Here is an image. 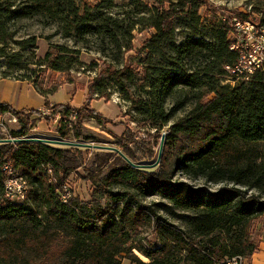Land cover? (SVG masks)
I'll return each mask as SVG.
<instances>
[{"label":"trees","instance_id":"1","mask_svg":"<svg viewBox=\"0 0 264 264\" xmlns=\"http://www.w3.org/2000/svg\"><path fill=\"white\" fill-rule=\"evenodd\" d=\"M97 1L93 7L84 0H0L2 77L28 81L45 98L58 92L60 85L44 90L37 79L12 75L26 69V51L36 55L37 38L17 39L11 21L41 16L57 24L64 39L80 44L96 37L120 53L132 51L137 27L154 31L137 55L141 72L131 64L102 71L88 86L87 99L79 108L51 105L46 100L45 107H51L53 115L61 110L68 116L76 113L75 120L57 127L60 138L96 142L85 134L83 120L114 124L93 107L95 96L110 98L106 94L109 82L117 84L130 110L142 119L132 122L143 123L157 135L178 111L175 107L167 110L166 102L179 88L196 92V102L168 129L160 165L153 171L134 168L116 153L96 154L88 167L77 148L0 144V264H121L122 258L132 264H215L235 256L250 260L258 251V244L251 240V225L264 215V162L258 163L255 151L249 148L244 149V158L238 157L234 147L236 143L264 144V67L249 82L235 87L224 83L229 76L225 66H233L238 60L228 41L231 20L203 22L200 10L207 5L206 0H154L152 5L141 0ZM117 1L122 2L124 12L107 14L116 8ZM182 16L195 34L178 44L177 22ZM204 30L209 37L201 34ZM194 51L209 59H227L215 72L209 66L193 71L184 61ZM80 54V50L52 45L37 64L68 73ZM133 87H139L145 96H132ZM5 115L15 117L20 125L19 131L10 132L12 138H29L36 123L32 118L41 117V112L17 111L2 103L0 117ZM46 121L53 123L51 118ZM136 138L126 125L118 145L132 163L139 165L152 153ZM5 161L28 182L23 201L5 196ZM103 167L106 169L101 170ZM79 169L94 188L91 200L71 195L63 203L60 194L65 181ZM179 172L228 185L209 198L203 188L174 182ZM112 188L122 190L113 192ZM253 190L256 193L250 194ZM157 193L164 194L175 208L193 214L188 222L194 237L157 225L160 244L143 245L140 227L148 217L139 199Z\"/></svg>","mask_w":264,"mask_h":264},{"label":"rangeland","instance_id":"2","mask_svg":"<svg viewBox=\"0 0 264 264\" xmlns=\"http://www.w3.org/2000/svg\"><path fill=\"white\" fill-rule=\"evenodd\" d=\"M93 7L97 6V0H84ZM145 4L152 5L154 0H141ZM207 5L202 7L200 14L203 22L209 23L214 22L219 18L231 19L233 17H242L254 22H262L264 24V0H206ZM117 6L113 10L106 11L107 14L121 15L124 12L122 2L117 1ZM247 12V15L246 13ZM246 16V17H245ZM184 17H180L177 22V43L181 44L185 39L192 34H195L194 30L189 28ZM208 23V24H209ZM10 26L12 30L17 32V39H26L30 37L37 38V50L36 55H32L28 50L25 52L27 59L26 69L21 72L13 73V76H27L31 77L32 80L37 79L38 84L44 90H47L54 86V84L60 85V89L52 97V102L56 104H67L70 99L76 95L78 90L87 89L93 80L102 71H115L120 70L124 66L131 64L136 72H141L140 59L138 58V52L142 48L144 42L151 37L154 33L153 30L136 28L133 32L134 40L132 41V51L120 53L114 47L109 44H104L101 39L96 37L87 38L85 43L77 44L73 40L64 39L60 32L59 26L55 23L48 22L41 16H36L29 19H21L17 21H11ZM209 26V25H207ZM206 37H209L208 31L204 30L201 32ZM52 45L66 46L72 50H80L81 54L78 56L76 61L68 73L55 72L46 66H39L37 62H40L45 58V55L50 51ZM54 53L55 51L52 50ZM226 56L209 59L204 55H201L199 51H194L185 61L186 68L191 70H202L206 66L212 68L213 72L217 68L222 66L226 61ZM35 70V73H32ZM140 78V75L137 76ZM106 94L110 95L107 99H94L99 101L96 105L98 112L102 113L108 120L114 122V124H102L99 125L96 120L86 118L83 120L84 132L86 135L94 138L96 142L86 141L81 142L75 140L72 137L64 140L61 139L57 134L56 129L59 126L53 122L49 125L50 132L46 135V140L52 141H65L76 144H88L93 147H68L64 145H51L57 148H77L83 152L85 163L88 167L92 166L96 154L102 152L116 153L111 149H120L119 142L126 129V125L130 126L133 132L136 133V140L140 146H143L145 150L150 154L151 157L139 162L140 166H152L158 161L160 144L163 137L168 132V129L181 117L185 116L194 106L196 102V92L190 89L179 88L176 93L166 102V109L171 110L172 108H178V111L174 114L171 122L166 126L160 135L156 133L154 129H151L143 123L132 122V120H142L138 117L135 112L130 110V103L124 99V94L120 93L119 87L115 82H109L107 86ZM148 89V88H146ZM131 95L134 97H144V92L139 87L131 88ZM28 93L24 90L23 96L25 97ZM76 101V99H74ZM38 103V100H33L32 104ZM76 103V102H75ZM85 103V102H84ZM82 107V106H81ZM10 131V129H9ZM32 132V131H30ZM130 147L132 145L130 144ZM249 148L255 151L256 161L258 163L264 162V144H244L236 143L234 149L237 151V156L244 158V149ZM163 153V152H162ZM117 154V153H116ZM258 154V155H257ZM162 157V156H161ZM161 162V160H160ZM159 164L152 168H145L141 170L153 171ZM244 164V161L241 163ZM103 167L101 170H105ZM84 171L79 169L78 173H73L66 181L71 188L72 196H78L81 200L89 202L91 200L94 188L92 184L83 179ZM174 182H188L196 188H203L206 195L210 198L211 194H216L222 188L227 187L228 183H209L203 178H194L187 175L185 172L177 173ZM231 186V185H230ZM229 186V187H230ZM244 190L243 187H240ZM122 188H112L113 192L121 191ZM256 193L255 190L250 191ZM141 204L146 207V218L145 223L140 227L141 238H144L143 245L149 247V244L158 246L159 238L156 234L157 225H165L179 232L187 234V236H193L191 226L188 222V218L192 217V213H187L180 209L175 208L162 193H157L151 196L141 197L139 199ZM232 204L236 201L233 200ZM259 218V217H258ZM255 225L253 222L252 227ZM250 230V231H251ZM135 254L144 262H149L142 254ZM123 259V258H122ZM121 259V260H122Z\"/></svg>","mask_w":264,"mask_h":264},{"label":"built area","instance_id":"3","mask_svg":"<svg viewBox=\"0 0 264 264\" xmlns=\"http://www.w3.org/2000/svg\"><path fill=\"white\" fill-rule=\"evenodd\" d=\"M244 13L247 15V12L244 11ZM223 20L226 21L227 18H223ZM230 20L232 29L228 36V41L230 42V50L238 54V60L233 66H225V70L229 76L224 83L235 87L241 82H249L254 74L264 67V24L242 17H233ZM40 112L41 118H51L58 125L71 122L76 118L74 111L69 116L66 115L65 110H61L56 115H53L51 107H45ZM17 123L18 121L15 117L0 119V134L3 136L1 139L12 138L10 136L9 125ZM3 172L7 177V189H5L6 198L18 201L25 200L27 193L23 191V183H28L27 180L17 176L16 171L8 161L4 162ZM49 173L52 174L51 169H49ZM71 195V188L65 183L60 194L62 202L67 203ZM247 263V258L235 256L226 258L215 264Z\"/></svg>","mask_w":264,"mask_h":264},{"label":"crops","instance_id":"4","mask_svg":"<svg viewBox=\"0 0 264 264\" xmlns=\"http://www.w3.org/2000/svg\"><path fill=\"white\" fill-rule=\"evenodd\" d=\"M2 68H0V104L7 103L11 105L15 110L21 111H31V110H42L45 108L46 100L50 102L51 105H56L52 102L53 95H49L47 98L41 96L34 85L28 81H21L15 79H4L2 77ZM26 91L28 95L23 96V91ZM88 90H78L76 95L70 99L69 103L74 108L81 107L87 99ZM76 99V101H74ZM33 100H38V103L32 104ZM76 102V103H75ZM99 101H93V107L97 108ZM99 111V110H98ZM13 116L5 115L0 117L3 119H10ZM32 119H36L35 126L31 130L29 137L31 138H41L46 139L47 133L50 132L49 124L46 119H43L38 116H34ZM10 132L19 131L20 125L10 124ZM255 225L251 230V240L258 244V251L253 254L252 258L248 260L247 264H264V215L260 216L254 220ZM121 264H132L131 261L127 258L121 260Z\"/></svg>","mask_w":264,"mask_h":264},{"label":"water","instance_id":"5","mask_svg":"<svg viewBox=\"0 0 264 264\" xmlns=\"http://www.w3.org/2000/svg\"><path fill=\"white\" fill-rule=\"evenodd\" d=\"M21 143H44V144H48V145H64V146H68V147H77V148L78 147H86V148L93 147L92 145H88V144H76V143H72V142L52 141V140H46V139H41V138H31V137H29V138L0 139V144H21ZM164 143H165V137H163L162 140H161L158 161L152 166L135 165L119 149H115V148H105V149L113 150L114 152H116L118 154V156L123 158L128 164H130L134 168H137V169H145V168L152 169V168L156 167L159 164L160 160H161Z\"/></svg>","mask_w":264,"mask_h":264},{"label":"bare ground","instance_id":"6","mask_svg":"<svg viewBox=\"0 0 264 264\" xmlns=\"http://www.w3.org/2000/svg\"><path fill=\"white\" fill-rule=\"evenodd\" d=\"M5 189H7V182L5 183ZM28 184L27 183H23V191L27 193L28 191Z\"/></svg>","mask_w":264,"mask_h":264}]
</instances>
